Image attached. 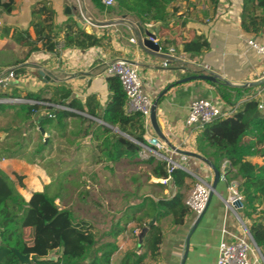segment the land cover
<instances>
[{
	"label": "crops",
	"instance_id": "obj_1",
	"mask_svg": "<svg viewBox=\"0 0 264 264\" xmlns=\"http://www.w3.org/2000/svg\"><path fill=\"white\" fill-rule=\"evenodd\" d=\"M44 5L54 11L52 20L47 21V15L39 13ZM231 7L236 11L231 13ZM67 8L70 9V13L66 12ZM81 8L95 25H86L80 13ZM241 14L242 0H220L217 6L210 0L177 1L168 10L169 18L165 22L143 24L146 30L156 35V41L161 47L159 53H153L139 42V34L136 33L135 25L140 21L124 15L116 6L100 9L93 4L92 0H2L0 5V78H6L10 71H15L16 78L9 83L11 91L14 93L16 90L22 99H26L28 93L39 92H42L46 99L48 94L52 97L57 90L63 88L70 89L73 92L72 97L77 98L83 105L89 97L94 96L95 101H91V104L99 115L98 118L72 109L77 116L86 119L87 126L82 129L86 133L89 132V137L93 139L94 132L100 126L113 128L118 133L120 132L117 127L111 126L102 118L113 95L108 78L104 76V70L109 62L125 60L138 70L146 92L150 94L154 102H158L157 125L169 149L206 158L199 151L198 141L201 128L186 125L190 105L196 100L207 99L214 102L226 116H230L245 102L257 98L256 95L259 92H263L264 98V85L243 87L263 79V58L248 46L247 41L254 39L264 44V28L255 34L245 32L241 26ZM42 21L46 27H49L45 29V34L53 37V41L57 42L58 46L54 52H48L43 49V43L38 42L36 44L38 50L29 54L32 46L25 41V38L20 39L18 34L26 31L31 38L30 42H36L34 24ZM69 24H72L75 36H77L75 32L78 29L84 30L99 38V45L85 50L73 45L66 46ZM199 36L207 40L210 45L209 49L197 55L185 53L184 43ZM14 43L16 46L11 48ZM6 44L8 48L5 47ZM5 55H9V62L2 60ZM165 63H168L166 67ZM208 72L217 79L209 81L197 78L180 82L188 78L204 76ZM235 88L240 90H234ZM222 92L229 95L232 104L223 99ZM40 116L43 117V114ZM142 120L145 127L144 139L147 144L140 156L143 158L142 161H147L154 156L149 140L153 137L160 139L161 137L152 124L151 116L142 118ZM79 121L78 119L77 122ZM35 130L40 131L42 135H48L50 132L55 134L57 131L50 125L44 128L39 125ZM77 138L76 143L81 142V139ZM60 139L62 138L56 136L54 144L50 146L48 144L47 147L56 150V147L62 146L73 150L72 145L63 143ZM45 142L47 144L49 140L46 139ZM93 143L94 146H98L97 141ZM87 149L84 147L81 151ZM83 154L77 150L74 153L71 152L70 155L62 154V157L66 159H61L62 162L57 165V170L60 172V176L57 177L58 181L52 179L46 168L24 160V158L0 159V169L12 179H14V174L25 177V187L19 188V191L21 194L24 190L29 193L30 198L26 199L27 201L34 193L43 192L45 187L52 183H63L66 187L61 190V194L71 197L73 195L68 194L67 187L72 186L75 190V184L65 181L64 177L74 167L72 165L70 171L66 173L67 167L73 161L79 163L87 159L68 158ZM162 154L169 155V150L168 153L164 151ZM40 156L43 157V155ZM59 156L56 152L52 155L58 159ZM45 157L46 159L51 158L49 155ZM188 157L186 168L189 171L208 183L215 181L214 170L204 160L193 155ZM258 157L264 159V156ZM247 159L256 164L254 160L256 158L248 157ZM225 162H220V181L200 220L193 212L180 225L174 223L171 215L163 217L160 221L156 220L155 224L161 229L162 241L155 253L149 247L138 250L136 231L141 230V227L133 222L115 242L118 249L111 258V264H217L219 246L223 240L233 242L245 237V231L239 219L225 204L228 189L222 176L231 169L230 163L226 165ZM102 163L109 165L110 170L113 168L111 163ZM143 168L145 175L141 174V168L134 169L139 175L137 178L141 184L140 194L146 192L155 199H159L161 195L171 198L175 194L176 188L173 187L171 180L163 184L162 178L152 175L147 166ZM230 173L227 177L229 180L241 182V178L236 176L235 169H232ZM105 178L107 179V176ZM88 182L90 183L88 188L95 191L99 182ZM194 183L195 178L190 174L187 180L188 187L184 191L186 197ZM158 185H163L165 189H161ZM99 186L102 187L100 183ZM150 190L158 194L154 195ZM57 200L60 204V199ZM141 201L142 199H134L129 201V204H137ZM68 207H71V204ZM122 215L123 212L112 226L106 223L107 232L98 238V242H114L110 234ZM241 216L248 227L249 222L244 219L243 212ZM133 233L137 238L133 236ZM52 254L59 256L61 251L51 252L50 256L54 257ZM139 256H142L141 261H138ZM251 260L254 264L259 262L256 256H251Z\"/></svg>",
	"mask_w": 264,
	"mask_h": 264
},
{
	"label": "trees",
	"instance_id": "obj_2",
	"mask_svg": "<svg viewBox=\"0 0 264 264\" xmlns=\"http://www.w3.org/2000/svg\"><path fill=\"white\" fill-rule=\"evenodd\" d=\"M177 1L180 0H114L116 7L124 15L138 19L142 25L151 21L165 22L168 6ZM210 1L217 6L220 0ZM92 2L98 8L105 9L102 0ZM40 12L47 15V21L53 19L54 11L47 6L44 5ZM241 26L245 32L254 34L264 28V0H242ZM34 28L37 36L34 43L30 42L31 38L26 31L18 34L20 39L25 38L32 46L29 54L38 50V42L43 43L44 50L54 52L58 43L53 41V37L45 34V29L49 27L42 21L35 23ZM72 29V24H69L66 46L73 45L85 50L99 45L100 39L96 36L81 29L75 32V36ZM209 47L207 40L199 36L184 43L183 51L197 55ZM108 82L113 95L102 118L111 126L117 127L120 132L102 126L94 132L95 139L99 142L100 161L114 166L126 160L135 167L147 166L157 178H168V163L165 160H158L154 156L147 161L141 160L143 148L138 143L147 144L144 139L142 116L138 113H127V97L119 79L110 77ZM72 93L70 89H59L50 99H44L42 92L28 93L27 100L48 102L51 106L22 104L20 107L27 120H31L41 109L54 110L52 104L99 117L91 104V101H95L94 96L89 97L83 105L77 98L72 97ZM12 95L20 98L16 90ZM222 97L232 104L231 98L225 92H222ZM258 106L257 98L250 99L232 115L206 125L201 129L198 142L199 151L212 161L218 170L221 161L230 163L231 169L227 171L226 177L235 169L236 176L241 178L239 183L240 192L244 197V219L249 222L248 229L264 257V208L260 209L264 207V164H254L247 159L264 156V113ZM6 109V105H0V112ZM72 117L86 122L83 117L66 110H58L55 119L41 117L40 126L44 128L50 125L59 130V125L66 127L67 119ZM46 145L45 149L48 146ZM170 177L176 192L171 198L161 195L159 199L147 195L146 192L140 194L139 179L133 177L131 182L135 189L126 191L124 199L127 205L110 234L114 242H98L99 234L92 223L86 220L76 221L72 207L65 206L67 199L61 194V190L66 187L63 183H52L46 186L43 192L34 193L27 201L19 191V188L25 187V177L14 174L12 179L0 169V264H22L14 250L22 255H30L31 264H111V258L118 249L115 242L128 230L129 224L136 222L142 229L149 226L153 219L160 221L163 217L171 215L174 223L180 225L192 213L185 205L184 193L190 174L183 169H175ZM158 187L165 189L163 185ZM57 199H60V205L56 203ZM134 199L142 201L130 205L129 201ZM100 204L97 203L98 206H101ZM161 241V229L154 224L146 233L140 250L149 247L155 253ZM56 250H60L61 254L51 257V252ZM141 259L142 256H139L138 261Z\"/></svg>",
	"mask_w": 264,
	"mask_h": 264
},
{
	"label": "rangeland",
	"instance_id": "obj_3",
	"mask_svg": "<svg viewBox=\"0 0 264 264\" xmlns=\"http://www.w3.org/2000/svg\"><path fill=\"white\" fill-rule=\"evenodd\" d=\"M1 2L2 0H0V5ZM172 4L168 6L167 13L170 7H172ZM232 9L233 8L231 7V13L236 11ZM167 18H169L168 14ZM148 23L152 24L153 21ZM15 46L16 43H14L11 48H14ZM5 47L8 48V44H6ZM8 56H3L2 60L4 62H9L10 59ZM106 77L110 78L113 76L107 75ZM4 78L5 77H1L0 79ZM11 90L12 88L10 83L2 85L0 84V100L10 99V102L8 103L0 102V105L7 106V109L5 111L0 112V159H10L15 157H19L21 159L24 158V160L34 162L33 164H39L44 169L46 168L48 174L52 177V179H56L55 181H58L59 179L57 177L60 176V172H58L57 170V165H60V163L62 162L61 159H66V157H62V154L70 155L71 152L74 153L76 152V150L80 153L83 152V155L68 158L87 159V161H78L79 163H77V161H73V163L67 167L68 170L66 171V173L70 171L72 165L74 168L66 177H64V180L70 182L73 185L75 184L76 186H74L76 187V189L74 190L72 186H68L67 192L68 194L71 193L73 196L63 197L67 199L65 204L66 207L70 206L71 204L76 221L86 220L89 223H92V225H94L95 231L99 234V237H101V235H104L107 232L106 223L108 222V225L112 226L113 223L118 219L119 215L122 214L123 209L126 205V201L124 199L125 193L129 189L132 190V188L134 187V184L133 182L131 183V181L133 177L139 176L138 173L134 170L138 167L130 165L129 162L125 160L117 165H114L110 170L111 167L109 165L106 166V164L100 161V151L98 149V146H94L95 144L93 143H96L95 136L93 137V139L90 138L89 142L87 141L89 132L86 133V131L83 130L87 126V123L83 122V120L82 122H77V117L67 119L66 127L59 125V130H57L55 134L50 132V134L48 135H42L40 131L35 130V128L38 127L41 123L40 114H43V117H48L49 114L55 115L58 110H66L75 115L76 113H74V111L69 107L52 105L54 107V110H50L47 108L41 109L40 112L33 115L31 120H27L24 117V111L20 107L22 104L11 102L13 101V99H16V96L11 95L13 94ZM47 96L48 97L46 99H50L51 94H48ZM44 103L45 107L51 106L48 102ZM49 119H55V117ZM79 129L81 130L80 132ZM113 131L118 132L115 129H113ZM56 136L58 138H62L60 139L61 142L72 145L73 150L69 149L68 147L63 148L62 146L56 147V150H54L53 148L51 149V147H47L45 149L44 146L46 144V139L49 140V143H47V145L49 144L50 146L54 144V138ZM77 137L81 139V142L76 143V141L78 140ZM84 147L88 149L86 151H81ZM55 152L60 155L59 159L52 157ZM40 155H43V157H41ZM45 155H49L51 156V158L46 159ZM253 157L256 158L254 159L256 163H264V159L255 156ZM141 159L143 158L141 157ZM139 168H141L143 172H141V174L145 175L144 168ZM109 174H111V176ZM105 175L107 176V179L105 178ZM88 181L99 182L102 187H100L99 183H97L98 187L95 189V191H93L92 188H88V185H90ZM22 193L25 199L30 198V195L26 190H24ZM151 193L154 195L158 194V192L154 190H152ZM56 203L60 205L58 200L56 201ZM97 203H101V206H98ZM263 208L264 207H260V209ZM108 211L110 213H108ZM133 236L137 238L134 233ZM52 256L57 257L58 254L57 256L56 254H52ZM251 256L254 257V255ZM256 257L259 260L258 264H264L263 259L258 254L256 255Z\"/></svg>",
	"mask_w": 264,
	"mask_h": 264
},
{
	"label": "built area",
	"instance_id": "obj_4",
	"mask_svg": "<svg viewBox=\"0 0 264 264\" xmlns=\"http://www.w3.org/2000/svg\"><path fill=\"white\" fill-rule=\"evenodd\" d=\"M102 3L105 6V9L115 6L114 0H102ZM80 13L86 25H95L92 19L86 16L83 8H81ZM247 44L249 47L254 49L263 58L264 61V44L257 42L254 39H249L247 41ZM167 64L168 63H165L164 66L166 67ZM107 75L116 77L121 82L123 90L127 97V113H138L142 116V118H148L151 116V110L154 106V100L150 96V94L146 92L140 74L133 65L122 59L114 60L106 65L104 76ZM15 78V71H10L7 74L6 78L0 79V84H8ZM256 97L259 100V110L264 113L263 92H259ZM0 102L8 103L10 102V99H3L0 100ZM11 102L30 105L45 104L44 102L29 101L21 98L13 99V101ZM225 116L226 115L214 102L207 99H200L194 101L190 105L186 125L189 127L198 126L202 129L213 121ZM48 117L53 118L55 117V115L49 114ZM138 144L141 145L142 148H144L145 146L141 143ZM149 145L153 148L154 157L160 160H165L168 163L167 173L169 177L161 180L163 184H167L171 180L170 176L175 169H183L184 171L189 172V174H191L195 178V183L189 194L185 198V205L189 207L191 211L199 218L205 213L208 207L210 194L212 191L211 184L206 182L204 179L199 178L186 168V162L189 159L188 155L178 153L173 149H169L167 143L159 137L151 138L149 140ZM168 150L169 155L162 154L164 153V151H167L168 153ZM175 155L177 157H175ZM225 163L227 165L229 162L226 161ZM222 180L227 184L228 189V197L225 199V204L227 208L239 219V222L244 228L245 237L238 238L233 242L223 240L219 246V257L217 264H254L251 260V255L256 256L258 254L262 259L263 257L256 247L254 239L248 227L246 226L243 217L241 216V213L244 209V197L240 192V183L237 180H229L226 175L222 176ZM240 203L242 204L241 206L239 205ZM139 232L140 230H137L136 235H138Z\"/></svg>",
	"mask_w": 264,
	"mask_h": 264
},
{
	"label": "water",
	"instance_id": "obj_5",
	"mask_svg": "<svg viewBox=\"0 0 264 264\" xmlns=\"http://www.w3.org/2000/svg\"><path fill=\"white\" fill-rule=\"evenodd\" d=\"M66 12L70 13V9L67 8ZM135 28H136V33L139 34V42H140V44L145 49L149 50L150 52L159 53L161 47H160L159 43H157L155 41L156 40V35L154 33L150 32V31L146 30L140 22L136 23ZM42 74L45 75L44 73H42ZM197 78L204 79V80H209V81H215L217 79L216 76H214V75H212L211 73L208 72V74H206L204 76L188 78V79L182 80L180 82L183 83V82L190 81L192 79H197ZM262 85H264V78L259 80V81H257V82L251 83V84H249L247 86H243V87L246 88V87L262 86ZM157 104H158V102H154V106H153V108L151 110V121H152V124H153L154 128L156 129L158 135L163 140L165 138L160 134L159 127L157 125V120H156V107H157ZM87 141L88 142L90 141V137L87 138ZM181 154H185V155H188V156H191V155L196 156V157L204 160L214 170L216 179H215V181L213 183H210L211 184V188H212V191H211V194H210V199H209V203H210V201L212 199V196L214 194V191L216 190L217 185H218V183L220 181V174H221L220 171L214 166V164L211 161H209L208 159H206V158H204L202 156L194 155V154H190V153H186V152L185 153L181 152ZM239 205L241 206L242 204L240 203ZM202 217H203V215H201L198 218V220H200ZM155 223H156V220L153 219L150 222L149 226L143 227L141 229V232L138 234V246H137L138 250H140V248L142 246V243H143V240H144V237H145L146 233L148 232V230L150 229V226L154 225ZM254 243H255V241H254ZM255 245L258 248L256 243H255ZM258 250L260 251L259 248H258ZM14 252L18 256V258H19V260L21 261L22 264H31V256L30 255H22L17 250H14ZM260 253H261V251H260ZM262 257H263V255H262ZM263 259H264V257H263Z\"/></svg>",
	"mask_w": 264,
	"mask_h": 264
}]
</instances>
